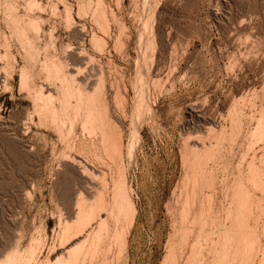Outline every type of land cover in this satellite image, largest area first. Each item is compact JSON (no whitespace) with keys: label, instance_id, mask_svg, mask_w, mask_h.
I'll use <instances>...</instances> for the list:
<instances>
[{"label":"rangeland","instance_id":"1","mask_svg":"<svg viewBox=\"0 0 264 264\" xmlns=\"http://www.w3.org/2000/svg\"><path fill=\"white\" fill-rule=\"evenodd\" d=\"M35 1L40 8L32 11L29 0H0V260L26 250L27 256H34L29 264H49L59 251L62 213L69 212L81 184L77 167L62 164L60 158L70 140L83 136L79 121L71 130L64 119L60 128L40 113L44 100L55 98L48 92H57L58 84L46 79L40 68L42 61L53 58L65 63L67 74L86 83L88 92L103 77L109 116L123 138L127 176L138 209L128 260L120 264H160L179 222L187 186L183 177L193 144L213 143L216 152L220 146L206 174L216 172L212 177L224 178L222 182L228 178L229 185L226 188L227 181L224 185L213 177L215 187H209L217 193V201L210 195L216 201L212 200L214 209L229 206L234 174L250 172L246 162L254 159L257 168L253 166L263 170L264 177V136L253 135L260 118L264 124V0ZM97 3L108 17L109 37L91 18ZM10 4L12 14L42 21L39 32L23 25L33 53L28 41L21 42L10 26ZM80 4L86 10L91 6L87 16L78 14ZM66 6L72 9L73 22L67 20ZM93 33L106 39L103 53L93 48ZM39 91L49 96L43 99ZM119 98L122 104L117 103ZM56 100L52 102L59 106ZM257 185H247L255 196L250 197L249 232L254 231L250 234L256 247L247 255L250 262L242 264H264V185ZM198 187L200 200L211 192L206 186L202 194ZM64 213L66 219L69 213ZM206 258L202 264H210Z\"/></svg>","mask_w":264,"mask_h":264},{"label":"bare ground","instance_id":"2","mask_svg":"<svg viewBox=\"0 0 264 264\" xmlns=\"http://www.w3.org/2000/svg\"><path fill=\"white\" fill-rule=\"evenodd\" d=\"M89 2L91 4L93 1L91 0ZM98 3L96 4L97 8L95 7L96 9L94 8V10L91 13L92 14L91 18L94 19L93 22H95V24L99 26V29H103L102 31H105V33L103 32L105 36L107 35L109 37L107 32L109 31L108 29L110 25L107 24L108 21H106L107 19H105L107 17L106 15H105L106 17L104 18V14H103L104 10L102 9L103 5L100 6L99 8ZM10 5H8L7 7V11L10 16L9 18V23L11 24L10 26L14 28V31L18 34V36H21L20 37L21 39L18 38V36H16L18 40L20 39L21 42H22V39L23 40L25 39L28 41L29 37L26 35L27 34L26 30L23 27L24 23H26L25 25L30 26V28H33L32 31L35 32V30H37L40 27V23L42 21L40 18H35V17L23 18V17L16 15L17 13L12 14L14 8H12V5L11 6ZM27 5L29 9L32 11L40 8V4L35 0H29ZM89 7L91 8V6ZM89 7L86 10L83 4L78 5V14L81 16L83 14L84 16H87L90 13L88 11ZM66 12H67L66 13L67 20L69 22H73L72 9L70 6H66ZM39 29L37 30V32L40 31ZM15 32L14 34L16 35ZM101 38L102 37L99 38L97 37V35L93 33L91 42H92L93 48L98 50V52L102 51L103 53V50H105L104 47L106 45L105 43L106 39L104 38L101 39ZM29 41H28V44H30ZM21 45L22 47H25L24 42L21 43ZM32 45L33 44L31 43L29 47H32ZM27 47L28 46L26 45V49L30 50V48H27ZM32 48H33L31 49L32 51L30 50L31 53H33V50H34V47ZM34 52L36 54V50ZM35 54L34 55L32 54V55L35 56ZM42 63L43 65L41 66ZM41 64H40V68L43 67L41 69H44L46 71L47 78L46 77L45 78L50 80V82L54 81L55 84H58L57 86L55 85L57 87V92L53 93L55 95H53L51 92H48V93L51 97H55L57 99L56 101H58V105H59V106H56V104L53 103L55 98L49 97L48 98L49 100L54 99V100H51L50 102H47L49 100L45 98L47 99L46 102L44 100L43 105L40 106L41 115L44 118L49 119L52 123H54L57 126H60L61 124H63L64 119H68L69 121L68 120L67 121L70 122L71 130H73V126L74 124H76L75 121H79L81 130H82L81 133L83 132V136L81 137L77 136L79 138L76 137V139H74L73 141L70 140V142H68L67 144L65 143L67 145V149L65 151L63 150L64 152L63 154H61L62 157H60L61 160H63L62 164H65V162H68V163L70 162L72 165L77 167V170L80 173L79 176L81 178L80 180L81 184L77 188V192L71 204L72 205L71 208L68 209L69 214L63 212L65 215L68 214V217L64 219L65 216H63V213L61 212L62 217H64L63 218L64 220L62 219L61 221L59 251L54 256V259L49 264H120L123 260L124 261L128 260V256H129L128 247H129V239H130L129 237L135 225L136 216L138 214V209H137L135 198L133 196L134 194H132L133 190H131V184H130L131 182H129V179L127 176L124 152H123V140H122L123 138L120 134V130H118L116 124L112 122L109 116L107 101L104 97L105 92H104L103 77L100 76L97 79V82L95 83L93 90L91 92H88L85 87L86 83L83 85V83L78 81L74 75L70 76L69 74H67L65 70L66 66L63 61L53 60L52 58L50 60L45 59V61H42ZM25 78H26V75H25ZM22 83L23 85L25 84V82H22ZM39 93H40V97L42 96L43 99L44 97H47L48 95V94L44 95L43 92H40V91ZM116 94L118 95L119 93H116ZM116 99L118 98L116 97ZM121 100L122 99L119 98V102L117 103H121L122 102ZM118 105L120 106V104ZM260 119L261 120L257 122L258 123L257 127L254 128L255 130H253L254 132L253 135L257 134L258 138L264 136L263 118H260ZM234 122L237 123L238 121L237 122L234 121ZM62 127L60 126V128ZM234 133H232V135ZM216 141H219V140H216ZM193 145L192 146L194 148L191 146L192 149L190 151L191 156L187 160L188 170L185 174L186 176L183 177V179L185 178L183 182L186 183L185 185L187 186L184 189L185 190L184 200L181 202L182 205L179 211V222H178V225L175 226L176 229H174L175 232H173L174 233L173 237H171L170 240L167 242L166 253L160 264H202L204 263L202 261V258L203 260H205L206 258L205 251H207L206 261L209 259L210 264H237V260L239 261V264L240 263L242 264L243 261L247 262V259H248L247 255L249 254V252H251L250 248L253 249L252 246L254 247L255 245V243H253L254 241L253 238H251L252 237L251 234L254 233V231L251 230L253 231L251 234H250L251 231L249 232L251 228L250 227L251 224L249 223L250 221L249 219H251L250 218L251 217L250 216V213H251L250 206H252L250 205V197H252L253 195L250 193L249 191L250 189H248V186H249V183H251L252 185V182H254L255 184H258L260 188H262L261 186L264 185V184L262 185V183L264 182V180L262 179H264V177H261L263 170H261L262 173L258 171L260 169L256 170L257 167L255 166L253 162L254 160L253 158H252L253 160H250V162L252 161L253 163L252 162L248 163L249 161L245 158L248 161L246 162V164L249 165L248 169L250 170V172L244 171L247 174L243 175L242 173L243 170L242 171L240 170L238 172L239 175L236 174L237 176L234 173H232L235 176L233 177L234 178L233 181H231L233 184L230 182V185L232 184V186L230 187L233 191L230 193V195H228L229 196L228 198L226 197L227 195H224L225 198H227L228 200L230 198V202H227L229 206L227 207L224 203V205L227 208L226 207L223 208V204H222L223 210H220L221 206H218L220 207V209L217 207H216L217 209H214L215 206L213 207V204H215V202L218 199L216 200L215 196H217V193H215L214 192L215 190L213 191L214 188L212 189L211 187L213 186L215 187L213 177L215 178L217 175L216 176L214 175L212 177L213 173H216V172H213L211 176L210 174H206L208 172V171L206 172V168L208 167V163L210 160L216 159L217 152L219 153L220 151V146H219V151L216 152L214 150L216 149L217 145H213V143H209L208 146L207 144H204V143L201 146L198 144L200 147L197 146V144H193ZM224 145L221 147V149H225L226 151V147H224ZM228 149L230 151V148ZM221 151L223 152V150ZM225 153H228V152H225ZM218 156L220 155L218 154ZM243 158L244 157H242V159ZM245 159L244 161H246ZM260 161H261V158H260ZM242 162H240V164ZM71 167L73 169V166ZM239 168H242V167L239 166ZM212 170L213 169L209 170V172ZM224 170L226 171V169ZM216 171H219V169ZM222 179L224 178H221V180L220 179L219 180L222 182ZM218 181L216 183H218ZM226 181H223L225 182L224 185L226 184ZM228 183L229 182L227 181L226 188L229 185ZM218 185L220 186L221 184H218ZM198 186H200V188L202 187L201 193L204 191L203 189L207 187L209 188L211 192L212 191L213 192L212 194L210 192L209 195L204 194L205 195V196L203 195L204 199L202 198V200H200L198 197H200L201 194L197 196L199 194L197 190ZM254 186H252L251 188H253ZM222 187H218V188L221 189ZM70 190L72 189L70 188ZM228 191L230 192V188L229 190H227V192ZM224 192L227 193L226 191ZM180 194H182V192H180ZM210 195H213L216 201L212 199L213 196L211 197ZM224 196H223V199H224ZM253 199L254 198H252V200ZM212 200L215 202L213 203ZM197 202H199V204L196 206ZM260 203H263V202H260ZM256 237L254 235V238ZM259 248H258V251L262 249V248L260 249ZM17 251L8 253V255H6L4 259L0 260V264H29L30 260H32L31 256L33 255L27 256L28 251L26 250L23 253L21 252L19 253ZM255 255H258V254H255ZM249 256L251 255H248V257ZM250 260L248 262H250Z\"/></svg>","mask_w":264,"mask_h":264}]
</instances>
